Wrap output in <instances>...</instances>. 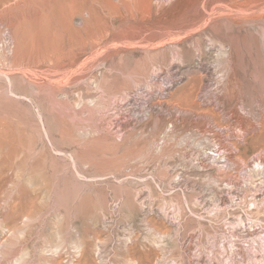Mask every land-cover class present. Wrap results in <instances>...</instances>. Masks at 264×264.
Returning <instances> with one entry per match:
<instances>
[{
	"label": "rangeland",
	"instance_id": "1",
	"mask_svg": "<svg viewBox=\"0 0 264 264\" xmlns=\"http://www.w3.org/2000/svg\"><path fill=\"white\" fill-rule=\"evenodd\" d=\"M255 210L264 0H0V264H264Z\"/></svg>",
	"mask_w": 264,
	"mask_h": 264
},
{
	"label": "built area",
	"instance_id": "2",
	"mask_svg": "<svg viewBox=\"0 0 264 264\" xmlns=\"http://www.w3.org/2000/svg\"><path fill=\"white\" fill-rule=\"evenodd\" d=\"M254 214L256 225L249 231H243L242 235L233 226H224V231L217 233L224 260L232 257L235 259L237 256L239 258L241 244L244 246V253L248 252L257 259H264V217L259 216L258 210H255ZM212 239L215 240L211 236L210 240Z\"/></svg>",
	"mask_w": 264,
	"mask_h": 264
}]
</instances>
